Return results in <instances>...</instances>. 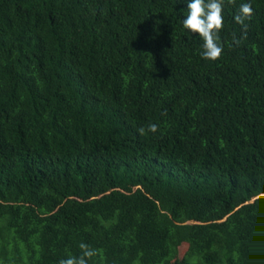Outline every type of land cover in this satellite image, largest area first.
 <instances>
[{"label": "trees", "instance_id": "obj_1", "mask_svg": "<svg viewBox=\"0 0 264 264\" xmlns=\"http://www.w3.org/2000/svg\"><path fill=\"white\" fill-rule=\"evenodd\" d=\"M0 264H264V0H0Z\"/></svg>", "mask_w": 264, "mask_h": 264}]
</instances>
